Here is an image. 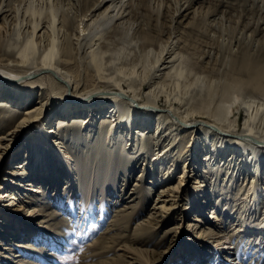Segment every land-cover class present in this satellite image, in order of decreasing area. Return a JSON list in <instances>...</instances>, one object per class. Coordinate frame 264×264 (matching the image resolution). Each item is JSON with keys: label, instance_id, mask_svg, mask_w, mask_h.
Listing matches in <instances>:
<instances>
[{"label": "bare ground", "instance_id": "obj_1", "mask_svg": "<svg viewBox=\"0 0 264 264\" xmlns=\"http://www.w3.org/2000/svg\"><path fill=\"white\" fill-rule=\"evenodd\" d=\"M162 1L0 0V246L36 251L64 195L84 221L119 208L98 254L121 264H264V0L241 28Z\"/></svg>", "mask_w": 264, "mask_h": 264}, {"label": "rangeland", "instance_id": "obj_2", "mask_svg": "<svg viewBox=\"0 0 264 264\" xmlns=\"http://www.w3.org/2000/svg\"><path fill=\"white\" fill-rule=\"evenodd\" d=\"M176 1L177 0H173V1L163 0L162 5L165 7L166 4L167 6L168 4H170V10L174 11L176 9V3H175ZM189 1L191 2V6H192V8L190 9L191 13L180 18L185 23H187L188 21H192L193 19L192 11H194V9H197L199 16H205L210 12L221 13L223 11L224 13H226L227 16H232L235 21L239 20L240 28L242 27V23L245 21L246 18L247 13L246 10L244 9L245 8L244 0H189ZM239 17H241V19ZM199 18L201 17H198V19ZM241 59L242 58H239L238 62H241L240 61ZM2 95L3 94H1V96ZM58 122H59L58 120L57 122L55 121V123ZM27 137L28 135L25 136V138H23V140L18 145H16L14 148L9 150L8 154L2 159L1 165H4L6 161L10 159V156L12 157L13 152L18 150L23 145ZM226 170L227 168L223 169L222 172L225 173ZM231 172H233L234 174L232 175L235 177L236 186H239L244 181H246V178L242 174L237 173L238 172L237 165L235 163L232 165L228 175L231 174ZM120 177L123 178L122 176ZM120 183L121 181L119 180V184ZM253 192L257 194L259 193L260 195L262 191L260 188H258L256 189V191L255 190L252 191V193ZM248 195L250 196L245 202H243L244 200L242 199H239L240 201L236 200V204H238L236 208H239V206L241 208L243 205L251 201L252 194L249 193ZM52 196L53 195H51L47 200L53 202L52 203L53 206L50 209H48V211L52 212V217L42 218V220L47 221L44 222V227L45 226L47 227L45 230H49V228L52 230L51 235L50 233L48 235L44 233L38 235L39 231L36 230L35 235L37 234L39 236V237L37 236L38 239L36 238L37 239L36 241L35 240L29 242L27 241L28 242L27 244L33 245L34 247H36L37 250L34 251L33 253H30L29 251H25V253L22 254V252H20V249L16 248L13 245L14 243L15 244L18 243L17 238L14 239V237L9 236L10 232L9 230H7L8 232L7 236H5L4 241L3 240L1 241L3 245L0 246V264H121V262L120 263L118 262L119 258L117 256V254H119L120 251H115L113 249L112 251H109L107 253L98 254L101 250H103L106 246L110 245L111 242L113 241L116 244H120V243L122 244V242L117 241L116 239V237L119 235L120 230L111 228V223L113 222L116 214L114 209L116 210L119 209V208H115L117 207L116 205L111 204L109 206H106V208L108 209L106 214H103L101 212H96L94 213L92 219H89V221H84L83 217L80 218V215L77 216L78 214H80L79 213L80 209H76V210L71 209L69 205V203L71 202H68L67 196L61 195V199L59 201L58 198L52 200V198L54 197ZM223 199L227 203L225 207H229L230 206L229 203L231 202L229 198L223 197ZM109 200H112L114 204L116 197L114 198L111 196L109 197ZM98 204L100 203L97 202V205ZM30 207H32V205H30L29 208ZM236 208L231 210L232 213L230 218L229 216H227L226 218V216H224L225 214H223V217H225V219L228 221L227 225H229V220L234 225H237L238 222L240 223V219L237 218L239 217L240 214L236 215L237 213V211H235ZM145 209H141L143 213L145 212ZM244 209L245 206L241 208L240 216L242 217H244L245 215L243 214ZM59 212L61 214H58ZM140 217L141 215L136 216L135 221L131 223V226L129 227L130 232L133 231L135 223L139 220ZM75 219H77L78 223L74 221ZM74 223L76 226L74 225ZM255 226L256 224L253 227L247 224L248 229L246 228V231L248 233L246 235L250 239L261 238L260 240L262 239L264 240V228L261 231L259 228L257 229L258 226L256 227ZM166 229L167 227L163 228L161 233H158V235L160 237L165 236L166 234L164 231H166ZM255 229H257V231ZM52 234H56V236ZM174 234L175 233L169 236V242L171 243H173V239L175 237L179 236V234H177L176 236H174ZM45 235L47 236V240L42 239L45 237ZM57 237H59L60 239H57ZM31 238L33 239V237ZM183 249L184 248H182L181 250ZM16 255H20V256L15 257ZM175 257H176V253H174L167 260V262H165V264H172V261L175 260Z\"/></svg>", "mask_w": 264, "mask_h": 264}]
</instances>
